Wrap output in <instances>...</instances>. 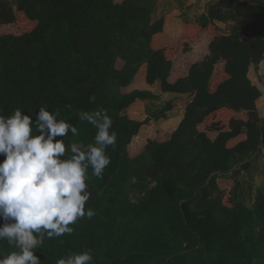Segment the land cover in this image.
Masks as SVG:
<instances>
[{
    "label": "trees",
    "instance_id": "1",
    "mask_svg": "<svg viewBox=\"0 0 264 264\" xmlns=\"http://www.w3.org/2000/svg\"><path fill=\"white\" fill-rule=\"evenodd\" d=\"M156 1L0 0V111L47 104L79 130L66 143L88 144L77 111L102 108L117 133L103 179L87 181L96 215L46 239L41 264L86 250L93 264H264V186L248 207L217 182L264 153L249 77L264 75V0H216L194 23L154 19ZM202 35L207 54L187 63ZM156 83L176 96L148 113Z\"/></svg>",
    "mask_w": 264,
    "mask_h": 264
},
{
    "label": "clouds",
    "instance_id": "2",
    "mask_svg": "<svg viewBox=\"0 0 264 264\" xmlns=\"http://www.w3.org/2000/svg\"><path fill=\"white\" fill-rule=\"evenodd\" d=\"M77 117L95 129L91 143H66L79 130L47 104L30 115L20 108L0 111V244L12 249L0 252V264H41L35 253L46 239L72 235L73 225L96 215L86 208L87 181L103 179L117 133L106 109L79 110ZM56 264H93V254L71 252Z\"/></svg>",
    "mask_w": 264,
    "mask_h": 264
},
{
    "label": "rangeland",
    "instance_id": "3",
    "mask_svg": "<svg viewBox=\"0 0 264 264\" xmlns=\"http://www.w3.org/2000/svg\"><path fill=\"white\" fill-rule=\"evenodd\" d=\"M202 5H203V3H201L200 0H190V3L186 2V4H185L187 10H190L192 12L193 9H195L193 11V13H197L198 11H196V10L198 9V7H199V9L202 8V7H200ZM170 13H173L172 14L173 17L175 16L174 15L175 13H177L179 15V12L176 10H174ZM180 19L182 21H184L181 18V15H180ZM171 21H173V22L168 25V27H171L170 33H172V31H173L172 27L175 28L174 22H176V19L172 18ZM177 35L175 37H177ZM202 43L203 42L200 41L195 48L193 46V48H192L193 53L186 55L185 58H186L187 63L195 62L198 59V56H200L201 51H202V46L200 45ZM194 56H195V58H194ZM199 58L201 59L202 57H199ZM200 59H198V60H200ZM251 71H253V69H251ZM262 82L264 83V79ZM152 92L154 93V95L157 96V99L153 100V101H147L146 102V108H147L148 113H152L154 110H157L158 108H160L166 101L174 98L172 95H167V94L161 93L158 83L152 86ZM262 97H264V96H262ZM262 97H261V99H262ZM260 100H259V102H260ZM262 107H264V100L262 101V103L259 104V110L261 111V113H262ZM178 117H179V114L171 115L168 118V120L165 121V123L174 124L175 121L178 119ZM152 125H154V124H151V126ZM217 182H218L219 187L222 189H225V190H228L230 188L233 189L235 192V195L237 196L236 200L241 201L245 205L250 207L254 203L255 190L257 188L264 186V153L261 152V153L256 155L255 165L253 166V168L249 172L236 173V170L233 169L232 172H230L226 175L220 176L219 179L217 180Z\"/></svg>",
    "mask_w": 264,
    "mask_h": 264
},
{
    "label": "crops",
    "instance_id": "4",
    "mask_svg": "<svg viewBox=\"0 0 264 264\" xmlns=\"http://www.w3.org/2000/svg\"><path fill=\"white\" fill-rule=\"evenodd\" d=\"M118 1H120V0H118ZM186 2L187 3H190V0H157L156 1V9H155V12L153 14V18L154 19H159L162 15L168 14V13L176 10V11L179 12V16L181 15V18L184 20L183 22L194 23L205 12L207 6L209 4H212V3L216 2V0H208V1L207 0H200V2L203 3V5L200 6V7H202L200 9L198 7V9L196 10V11H198L197 13H193V11L195 9H193L192 12L190 10H187L186 9V6H185ZM216 25L218 27H220L221 29H224L225 28V25H223V24H218L217 23ZM173 28L174 27H172V29ZM169 30L171 31V27H169ZM177 32H178V29L175 26V33H177ZM201 42H203L202 44H200L202 46V51H201L200 56H198V59H200L199 57H203L204 55H206L207 52H208L207 51V40H206V37L204 35L201 36ZM196 46H197V44L194 45V48ZM194 58H195V56H194ZM198 59L196 61H198ZM249 77H250L252 83L255 84V85H257L259 87V89L262 92V96H264V83L262 82L263 79H264V75L261 76V77H257L255 75L254 69H253V71H251V69H250ZM167 95H172L173 97L176 96L174 94H169V93H167ZM263 100H264V97H262V99L260 100V102L258 101V103H257L258 109H259V104L262 103ZM183 112H184V108L183 107H180V108L175 109V110L171 111L170 113H168V118L171 115H174V114L177 115V114H179L178 119H180L182 117V115H183ZM262 113L259 110L260 117H263L264 118V107H262Z\"/></svg>",
    "mask_w": 264,
    "mask_h": 264
}]
</instances>
